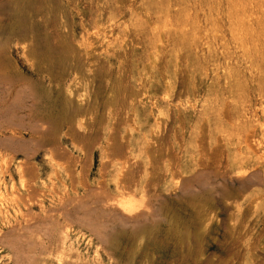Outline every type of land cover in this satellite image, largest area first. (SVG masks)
I'll return each instance as SVG.
<instances>
[{
	"label": "rangeland",
	"instance_id": "obj_1",
	"mask_svg": "<svg viewBox=\"0 0 264 264\" xmlns=\"http://www.w3.org/2000/svg\"><path fill=\"white\" fill-rule=\"evenodd\" d=\"M15 1L0 2L1 39L14 37L0 45V264H264V0H110L98 32L78 10L91 2L35 0L16 33ZM131 24L145 25V44L169 38L156 63L141 49L126 63L127 76L135 58L142 69L121 84L144 82L137 120L119 102L128 88L108 91L102 107L86 56L121 49L116 38ZM63 44L78 74L59 62ZM39 90L65 102L55 132L32 118Z\"/></svg>",
	"mask_w": 264,
	"mask_h": 264
},
{
	"label": "bare ground",
	"instance_id": "obj_2",
	"mask_svg": "<svg viewBox=\"0 0 264 264\" xmlns=\"http://www.w3.org/2000/svg\"><path fill=\"white\" fill-rule=\"evenodd\" d=\"M37 2H39L41 5H43L44 4V2L46 1V0H36ZM86 1H89V2H91V4L90 5H88L89 7H87V9H85L84 7L83 8H81V5H78V10L79 9H82V10H84L82 13H83V15H88L90 18H89V20L87 21V22H82V26H84V27H86V28H94V30L95 31H99L101 28H100V26L101 25H103L105 22H107V19L110 17V13L111 12H109V8L110 9H112L111 8V6L113 5L114 6V4H112V2L110 1V0H98L96 3L94 2V0H86ZM220 1V0H219ZM232 1H234V0H232ZM231 1V2H232ZM35 2V0H16L14 3H13V7H14V9H12V17H13V19L15 20V24H13V27H11V29H12V31H14L15 33H16V31H19L18 30V28L19 27H21L20 26V20L21 21H23L21 18H25V11L26 10H24L23 8H25V9H30L29 8V5H32V3H34ZM36 2V3H37ZM202 2H204V1H202ZM202 2H201V5H202ZM211 2V1H210ZM48 3H49V1H48ZM114 3V2H113ZM225 3V2H224ZM222 4V3H221ZM228 4H229V2H228ZM234 4H236V3H234ZM34 5V4H33ZM62 5V4H61ZM205 5V4H204ZM219 5V4H218ZM40 6V5H39ZM38 6V7H39ZM211 6V5H210ZM214 6V5H213ZM216 6V5H215ZM236 6V5H235ZM219 7V6H218ZM222 7V6H221ZM232 6L230 5V8H231ZM241 7V6H240ZM139 8V7H138ZM146 9H145V11H144V15L143 16H145L146 18H148L149 19V17H150V15H151V11L150 10H148V7H145ZM197 8V7H196ZM206 8V7H205ZM229 8V9H230ZM233 8V7H232ZM232 8H231V10H232ZM246 8V7H245ZM32 9H34L33 7H32ZM32 9H30V10H32ZM40 9H42V7L40 8ZM46 8H44V10H45ZM222 9V8H221ZM229 9H228V11H229ZM237 9V7L235 8V10ZM243 9V8H242ZM141 10V9H140ZM200 10V9H199ZM212 10V9H211ZM214 10V9H213ZM234 10V9H233ZM234 10V11H235ZM62 11V10H61ZM64 11V10H63ZM203 11V10H202ZM218 11V10H217ZM216 11V12H217ZM244 11V10H243ZM37 12H40V10H37ZM42 12V11H41ZM44 12V11H43ZM221 12V11H220ZM231 12V11H230ZM36 13V12H35ZM62 13V12H61ZM80 13V12H79ZM207 13V12H206ZM214 13V12H213ZM228 13V12H227ZM244 14V13H243ZM29 15V14H28ZM55 15V14H54ZM196 15V14H195ZM195 15H194V17H195ZM199 15V14H198ZM206 15V14H205ZM209 15V14H208ZM216 15V14H215ZM228 15V14H227ZM66 16V15H65ZM64 16V17H65ZM212 16V15H211ZM209 17V16H208ZM217 16H215V18H216ZM226 17V16H225ZM235 17V16H234ZM238 17V16H237ZM188 18H189V16H188ZM205 18H206V16H205ZM236 18V17H235ZM244 18V17H243ZM31 19V18H30ZM204 19V18H203ZM211 19V18H210ZM209 19V20H210ZM231 19H233V18H231ZM245 19V18H244ZM170 20V19H169ZM184 20V19H183ZM182 20V21H183ZM187 20V19H186ZM191 20V19H190ZM195 20H197L196 18H195ZM194 20V21H195ZM205 20V19H204ZM236 20V19H235ZM63 21V20H62ZM61 21V22H62ZM241 21V20H240ZM64 22V21H63ZM179 22V21H178ZM181 22V21H180ZM179 22V23H180ZM217 22H218V20H217ZM236 22V21H235ZM149 23V22H148ZM192 23V22H191ZM194 24H195V22H193ZM192 23V27H193V24ZM198 23V22H197ZM219 23V22H218ZM229 23H230V21H229ZM61 24V23H60ZM182 24H183V22H182ZM181 24V25H182ZM24 25V24H23ZM64 27H66V25L63 23L62 24ZM111 25H112V23H111ZM138 25V27H136L134 24H131L130 26L131 27H126L125 29H124V36L123 37H125V38H122V36H121V38L119 39V38H116V39H118L119 40V47L121 48V49H113V48H110V46L108 45H104V44H102V42H101V47H99V48H96V50H97V53H95L93 50V48H90L91 50H88L87 48L88 47H86V56H90V58H92V60H90L89 62L90 63H93L92 64V74H91V77H92V81L93 82H95V89H96V92L97 93H99L100 95H101V100H100V103H101V105H102V107L103 108H105L106 107V105H108L109 103H111V100H109L108 98H106L105 96H106V94H107V92L108 91H110L111 89H113L114 87H117V85H118V87L117 88H123L124 90H126L127 88H128V90L126 91V93H125V95L123 96H121V98L119 99V102L122 104V105H124L125 107H127V108H129L130 110H131V112H133V114H131L132 116L131 117H133V120H137L138 119V117H137V107L139 106V105H142V104H144V102H143V100H139L138 98L143 94V93H145V91H143L144 90V88L143 87H140L141 85H142V83H144L143 81H142V83H139L138 85H134L133 84V86H130V87H127V88H125V87H123V86H121V84L124 82V80L125 79H127V78H133L134 76H136V75H138V76H140L141 75V66H140V64H139V61L138 62H136V58H135V64H136V68H137V72L135 73V75H133V74H130V76H127L126 75V71H127V69H126V63H127V61L130 59V57H132L133 56V54L136 52V51H138V50H142L143 52H144V50H146V51H148V53H147V56H148V58H150L151 59V62L150 63H156L155 62V60H156V57L158 56V54H161V53H163V51H164V49H165V47H166V45H168V43H169V38H164V40H162L163 41V43L162 42H160L159 40V42H160V45L159 44H154V42H153V40H149L148 42H147V44H145V42L142 40V38H141V36H140V34L141 33H145V31L147 30V29H144V26L143 25H139V24H137ZM167 25V24H166ZM176 25V24H175ZM177 25H178V23H177ZM181 25H180V27H181ZM186 25V24H185ZM184 25V27H186ZM191 25V24H190ZM202 25V24H201ZM215 25V24H214ZM218 25V24H217ZM11 26V25H10ZM179 26V25H178ZM183 26V25H182ZM197 27L196 28H199V25H196ZM108 27H109V25H108ZM155 27V26H154ZM158 27V26H157ZM180 27H178V28H180ZM23 29H25V31H26V26H25V28H24V26L22 27ZM30 28V27H29ZM32 28V27H31ZM74 28H75V25H74ZM146 28V27H145ZM159 29H160V27H158ZM195 28V27H194ZM208 28H210V27H208ZM235 28H236V26H235ZM22 29V30H23ZM182 30H183V28H181ZM189 29V28H188ZM104 30V29H103ZM164 30H165V28H164ZM173 31H174V29H172ZM192 30H194V29H192ZM213 30H214V28H213ZM231 30V29H230ZM240 30H241V28H240ZM159 31V30H158ZM176 31V30H175ZM191 31V30H190ZM196 30H194L193 32H195ZM204 31V30H203ZM207 31V30H206ZM205 31V32H206ZM236 31V30H235ZM23 32V31H22ZM64 32H65V30H64ZM67 32V31H66ZM65 32V33H66ZM147 32V31H146ZM156 32V31H155ZM167 32H169V31H167ZM185 31H183V33H184ZM222 32V31H221ZM19 33V32H18ZM147 33H149V32H147ZM186 34H187V31L185 32ZM189 33V32H188ZM223 33V32H222ZM230 33V32H229ZM235 33V32H234ZM241 33V32H240ZM9 34V33H8ZM20 34V33H19ZM24 34V33H23ZM94 34V33H93ZM153 34V33H152ZM179 34V33H178ZM192 34V33H191ZM195 34V33H194ZM232 34V33H231ZM230 34V35H231ZM65 35V34H64ZM155 35V34H154ZM161 35H163L162 33H161ZM180 35V34H179ZM184 35V34H183ZM197 35V34H196ZM211 35V34H210ZM215 35V34H214ZM225 35V34H224ZM96 36V35H95ZM157 36L159 37V35L157 34ZM185 36V35H184ZM198 36V35H197ZM221 36V35H220ZM233 36V35H232ZM237 36V35H236ZM245 36V35H244ZM45 37V36H44ZM137 38V45H139V46H136V44L134 43V38ZM177 37V36H176ZM213 37V36H212ZM234 37V36H233ZM232 37V38H233ZM239 37V36H238ZM8 38V37H7ZM58 38H60V37H58ZM58 38H57V40H58ZM66 38V37H65ZM94 38V37H93ZM97 38H98V36H97ZM183 38V37H182ZM193 38H195V36L192 34L191 35V38L190 39H192V42H193ZM199 38V37H198ZM207 38H208V36H207ZM62 39V38H61ZM99 39V38H98ZM179 39V38H178ZM178 39H176V40H178ZM203 39V38H202ZM201 39V40H202ZM234 39V38H233ZM56 40V39H55ZM63 40H65L64 39V37H63ZM204 40V39H203ZM241 40V39H240ZM66 41V40H65ZM96 41H98V40H96ZM157 41V40H156ZM181 41H182V39H181ZM183 41H184V39H183ZM222 41V40H221ZM237 41H239V40H237ZM63 42V41H62ZM70 42V41H69ZM175 42V41H174ZM174 42H172V44L174 43ZM175 43H178V42H175ZM174 43V44H175ZM182 43V42H181ZM190 43V42H189ZM195 43V42H194ZM197 43V42H196ZM217 43V42H216ZM221 43V42H220ZM241 43V42H240ZM46 44H48V43H46ZM45 44V45H46ZM97 45H98V43H96ZM185 44V43H184ZM198 44V43H197ZM206 44V43H205ZM256 44V43H255ZM70 45V44H69ZM73 45V44H72ZM157 45H159V46H157ZM48 46V45H47ZM95 46V45H94ZM177 46H178V44H177ZM185 46V45H184ZM187 46V45H186ZM202 46V45H201ZM73 47V46H72ZM156 48V50L155 51H153V52H151L149 49L150 48ZM179 47V46H178ZM197 47V46H196ZM215 47V46H214ZM217 47V46H216ZM50 48V47H49ZM55 48V47H54ZM73 48H75V47H73ZM203 48V47H202ZM241 48V47H240ZM42 49V48H41ZM52 49V48H51ZM58 49V48H57ZM76 49V48H75ZM93 49V50H92ZM177 49V48H176ZM179 49V48H178ZM208 49H209V47H208ZM215 49V48H214ZM221 49H222V47H221ZM225 49V48H224ZM237 49H238V47H237ZM249 49V48H248ZM43 50V49H42ZM53 50V49H52ZM74 50V49H73ZM180 50V49H179ZM32 51V50H31ZM54 51V50H53ZM52 51V52H53ZM173 51V50H172ZM175 51H177V50H175ZM174 51V52H175ZM193 51V50H192ZM197 51V50H196ZM200 51H201V49H200ZM208 51V50H207ZM49 52H51V51H49ZM71 49H70V47H68L67 45H65V44H63V45H61V47H60V49L59 50H57V52L55 53V54H60V57H58V59H60L59 60V62L61 61L62 63H63V65H70V63L72 64L74 61H71V58H72V55H71ZM84 52V51H83ZM170 52V51H169ZM186 52H189V51H186ZM203 52H204V50H203ZM212 52V51H211ZM257 52V51H256ZM44 53V52H43ZM74 53V52H73ZM76 53H78V52H76ZM110 53V54H109ZM244 53V52H243ZM1 54V53H0ZM40 54V53H39ZM45 54V53H44ZM44 54H42V55H44ZM54 54V53H53ZM186 54V53H185ZM191 54H192V52H191ZM199 54V53H198ZM212 54V53H211ZM227 54V53H226ZM234 54V53H233ZM237 54V53H236ZM41 55V54H40ZM41 55V56H42ZM50 55H52V53L50 54ZM78 55H80V59L82 58V54L80 53V54H78ZM77 55V56H78ZM110 55H114V57L116 56L117 57V59H119L118 60V63L117 62H115L111 57H110ZM174 55H176V54H174ZM173 55V56H174ZM192 55H195V54H192ZM220 55V54H219ZM228 55V54H227ZM230 55H231V53H230ZM243 55V54H242ZM48 56H49V54H48ZM74 56V55H73ZM84 56V55H83ZM197 56V55H196ZM195 56V57H196ZM243 56H245V55H243ZM50 57V56H49ZM75 57V60H76V56H74ZM189 57H190V55H189ZM42 58H44L43 56H42ZM146 58V57H145ZM242 58V57H241ZM249 58H251V57H249ZM54 59V58H53ZM53 59L51 58V60L53 61ZM79 59V58H78ZM85 59V58H84ZM82 60L81 61V64H83L84 65V61H86V60ZM86 59H88V58H86ZM170 59V58H169ZM174 59V58H173ZM224 59V58H223ZM57 60V59H56ZM74 60V59H73ZM146 60V59H145ZM184 60V59H183ZM230 60V59H229ZM51 61V62H52ZM71 61V62H70ZM77 61V60H76ZM78 61H80V60H78ZM157 61V60H156ZM170 61V60H169ZM131 62H134V60H133V57H132V59H131ZM210 62V61H209ZM213 62H215V61H213ZM221 62H222V60H221ZM76 63V62H75ZM89 63V65H91ZM186 63V62H185ZM1 64V63H0ZM77 64V63H76ZM75 64V65H76ZM79 64V63H78ZM179 64V63H178ZM206 64H207V62H206ZM215 64V63H214ZM221 64V63H220ZM60 65V64H59ZM73 65V64H72ZM72 65H70V69L71 68H74ZM80 65V64H79ZM83 65H80V67H82ZM86 65V64H85ZM142 65V64H141ZM148 65V64H147ZM218 65V64H217ZM222 65V64H221ZM228 65V64H227ZM5 66V65H4ZM72 66V67H71ZM179 66H180V64H179ZM68 67V66H67ZM155 67V66H154ZM206 67H207V65H206ZM219 67V66H218ZM254 67V66H253ZM147 68V67H146ZM169 68V67H168ZM192 68V67H191ZM205 68V67H204ZM211 68V67H210ZM241 68V67H240ZM2 69V68H1ZM75 69V68H74ZM255 69V68H254ZM77 69H75V71L74 72H76L77 73V71H76ZM80 70H81V72H82V69L80 68ZM85 70H86V68H85ZM148 70V69H147ZM162 70V69H161ZM190 70V69H189ZM203 70V69H202ZM216 70V69H215ZM219 70V69H218ZM144 71V70H143ZM163 71V70H162ZM169 71H170V69H169ZM177 71H179V70H177ZM195 71V70H194ZM149 72V71H148ZM156 72H158V71H156ZM78 73H79V69H78ZM77 73V74H78ZM151 74H153V71H151ZM161 74V73H160ZM175 74H177V73H175ZM10 75H11V73H10ZM83 75V74H82ZM143 75H144V73H143ZM208 75V74H207ZM219 75V74H218ZM8 76V75H7ZM6 76V77H7ZM13 77V76H12ZM137 77V76H136ZM142 77V76H141ZM159 77V76H158ZM162 77V76H161ZM189 77V76H188ZM8 78V77H7ZM194 78V77H193ZM138 79V78H137ZM155 79V78H154ZM205 79V78H204ZM7 80V79H6ZM11 80H13V79H11ZM10 80V81H11ZM16 80H18V79H16ZM82 80H84V79H82ZM142 80V79H141ZM145 80V79H144ZM9 81V82H10ZM141 82V81H140ZM168 82V81H167ZM91 83V82H90ZM167 84V83H166ZM193 84H194V82H193ZM92 85H93V83H92ZM123 85V84H122ZM172 85V84H171ZM31 86V85H30ZM84 86V85H83ZM165 86V85H164ZM168 86V85H167ZM166 86V87H167ZM93 87V86H92ZM169 89V88H168ZM174 89V88H173ZM119 90V89H118ZM195 90V89H194ZM34 91V90H33ZM147 91V90H146ZM35 92V91H34ZM114 92V91H113ZM181 92V91H180ZM33 93V92H32ZM32 93H31V95H32ZM109 93V92H108ZM112 93V92H111ZM109 94H107V96H108ZM113 95V94H112ZM109 97H111V96H109ZM33 100H35L36 102H34L35 104H33V106H34V108L36 107L37 109H38V111L34 114V116L32 115V118L33 119H35L36 121L38 120V121H41L42 123L43 122H46L47 124H49V127H48V129H49V132H55L56 131V127H57V124H58V122L60 121H62V120H66L67 119V116H66V112L67 111H65L66 110V105H65V102H62V101H60L59 102V100H56V99H53V98H51V97H49L46 93H45V91L44 90H39L38 92H36V94L34 93L33 95H32V97H31ZM148 98V97H147ZM59 99V98H58ZM113 100V99H112ZM167 100V99H166ZM153 101V100H152ZM113 102V101H112ZM151 102V101H150ZM89 103V102H88ZM93 104H94V102H92ZM95 103H96V101H95ZM192 103V102H191ZM81 104V103H80ZM126 104H127V106H126ZM146 104V103H145ZM149 104V103H148ZM176 104V103H175ZM95 105V104H94ZM150 105V104H149ZM146 106H147V104H146ZM114 107V106H113ZM153 107V106H152ZM144 108H145V106H144ZM159 108V107H158ZM124 109V108H123ZM148 109H149V107H148ZM161 109V108H160ZM129 110V111H130ZM154 110V109H153ZM161 111V110H160ZM159 111V113H161ZM32 112V111H31ZM31 112H30V114H31ZM91 112V111H90ZM126 112V111H125ZM124 112V113H125ZM131 112H129V113H131ZM148 112V111H147ZM151 112V111H150ZM146 113V112H145ZM177 113V112H176ZM151 115V114H150ZM160 115V114H159ZM156 116V115H155ZM106 117V116H105ZM121 117V116H120ZM129 117V116H128ZM128 117H127V119H128ZM210 117V116H209ZM152 117H150V119H151ZM158 119H159V117H157ZM106 119V118H105ZM126 119V121H128ZM155 119V118H154ZM162 119V118H161ZM101 120H102V118H101ZM145 120H148V117H145ZM35 121V122H36ZM37 121V122H38ZM139 121V120H138ZM152 121V120H151ZM143 122H146V121H143ZM143 122H141L142 124H143ZM159 122V121H158ZM39 123V122H38ZM161 123V122H160ZM142 124H141V126H142ZM39 126V125H38ZM140 126V125H139ZM147 126V125H146ZM153 127H154V125H152ZM143 127H144V125H143ZM148 127H149V125H148ZM34 128V127H33ZM47 129V130H48ZM141 129H142V127H141ZM146 129V128H145ZM147 131V130H146ZM153 131V130H152ZM155 131H157V130H155ZM148 132H149V129H148ZM140 133V132H139ZM146 133V132H145ZM154 133V132H153ZM156 133V132H155ZM156 134H158V133H156ZM155 134V135H156ZM160 137V136H159ZM156 138V137H155ZM161 139V138H160ZM133 141V140H132ZM155 142V141H154ZM158 142H160V141H158ZM157 142V143H158ZM133 143V142H132ZM116 145H119V143L118 144H116ZM121 145V144H120ZM123 145V144H122ZM127 145H129V144H127ZM132 145V147L134 146L133 144H131ZM157 145V144H156ZM161 145H162V143H161ZM160 146V145H159ZM160 148V147H159ZM116 150V149H115ZM132 151H133V149H132ZM162 151V150H161ZM114 152V151H113ZM202 154V153H201ZM172 155V154H171ZM152 156V155H151ZM153 156H155V155H153ZM184 157V156H183ZM125 161V160H124ZM128 161V160H127ZM131 163V162H130ZM126 164V163H125ZM128 165H129V163H128ZM124 167V166H123ZM127 167V166H126ZM161 167V166H160ZM168 167V166H167ZM132 168V167H131ZM125 170V169H124ZM127 170V169H126ZM129 170V169H128ZM203 170H205V169H203ZM201 171V170H200ZM247 172V171H246ZM213 173V172H212ZM181 174V173H180ZM200 174H202L201 172H200ZM204 174V173H203ZM214 175V174H213ZM236 175V174H235ZM253 175V174H252ZM182 176V175H181ZM201 176V175H200ZM221 176V175H220ZM206 177V176H205ZM208 177H209V175H208ZM222 177V176H221ZM181 179V178H180ZM208 179V178H207ZM211 178H209V180H210ZM216 179V178H215ZM246 179V178H245ZM193 180V179H192ZM206 180V179H205ZM197 181V180H196ZM193 182V181H192ZM195 182V181H194ZM206 182V181H205ZM214 182H216V181H214ZM198 183V182H197ZM209 183V182H208ZM244 183V182H243ZM211 185H212V183H210ZM223 187V186H222ZM214 188V187H213ZM188 190V189H187ZM212 191V190H211ZM187 193H189V197L192 199V198H197V196H199L198 194H196V193H193V192H191V191H187ZM201 195H203V197L205 198V200L206 201H208L209 200V198L207 197V195L204 193V194H201ZM222 196V195H221ZM102 225V224H101ZM140 226V225H139ZM202 227V226H201ZM136 228V227H135ZM142 229H146V228H142ZM139 230H141V228H136V229H134V230H132L130 233H129V235L130 236H135L137 233H138V231ZM190 232V231H189ZM105 239V238H104ZM106 242H107V244H109L110 245V248L111 249H113L114 251H116L117 250V242L119 241V233H112V232H110V233H108L107 235H106V240H105Z\"/></svg>",
	"mask_w": 264,
	"mask_h": 264
},
{
	"label": "crops",
	"instance_id": "obj_3",
	"mask_svg": "<svg viewBox=\"0 0 264 264\" xmlns=\"http://www.w3.org/2000/svg\"><path fill=\"white\" fill-rule=\"evenodd\" d=\"M10 1L11 0H0V2H5L7 5H9V3H10ZM1 14V13H0ZM6 20H7V18H6ZM1 22V21H0ZM14 37H12V38H9L8 40H6V41H2V39H1V36H0V45H12L13 44V42L11 41L12 39H13ZM174 215H176V218H177V220H178V222L176 221V219H175V217H174V220H175V222L176 223H181V219L179 218V216L177 215V214H174ZM176 227H178V228H181V230H183L184 231V233H183V238L185 239V237H187V238H191L189 235H188V228H187V226L186 225H179V224H176L175 225Z\"/></svg>",
	"mask_w": 264,
	"mask_h": 264
}]
</instances>
